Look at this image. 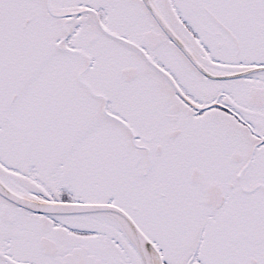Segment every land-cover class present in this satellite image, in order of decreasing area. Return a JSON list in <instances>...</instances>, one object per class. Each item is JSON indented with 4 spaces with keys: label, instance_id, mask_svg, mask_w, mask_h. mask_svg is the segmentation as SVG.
I'll list each match as a JSON object with an SVG mask.
<instances>
[{
    "label": "snow or ice",
    "instance_id": "6c2138e0",
    "mask_svg": "<svg viewBox=\"0 0 264 264\" xmlns=\"http://www.w3.org/2000/svg\"><path fill=\"white\" fill-rule=\"evenodd\" d=\"M0 264H264V0H0Z\"/></svg>",
    "mask_w": 264,
    "mask_h": 264
}]
</instances>
